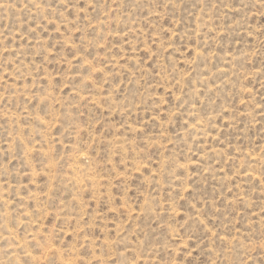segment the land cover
Here are the masks:
<instances>
[{
  "label": "rangeland",
  "instance_id": "obj_1",
  "mask_svg": "<svg viewBox=\"0 0 264 264\" xmlns=\"http://www.w3.org/2000/svg\"><path fill=\"white\" fill-rule=\"evenodd\" d=\"M0 264H264V0H0Z\"/></svg>",
  "mask_w": 264,
  "mask_h": 264
}]
</instances>
